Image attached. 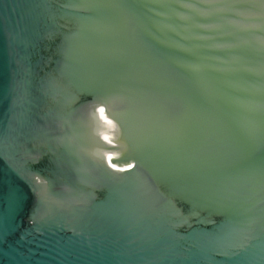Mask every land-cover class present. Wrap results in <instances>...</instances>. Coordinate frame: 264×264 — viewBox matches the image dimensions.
Wrapping results in <instances>:
<instances>
[{
	"label": "water",
	"instance_id": "water-1",
	"mask_svg": "<svg viewBox=\"0 0 264 264\" xmlns=\"http://www.w3.org/2000/svg\"><path fill=\"white\" fill-rule=\"evenodd\" d=\"M0 264H264V0H0Z\"/></svg>",
	"mask_w": 264,
	"mask_h": 264
}]
</instances>
